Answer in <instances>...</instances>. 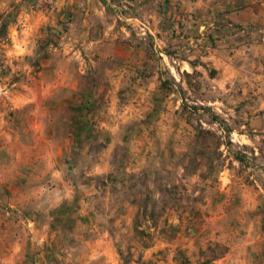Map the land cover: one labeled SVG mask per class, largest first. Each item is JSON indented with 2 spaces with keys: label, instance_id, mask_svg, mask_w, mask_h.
<instances>
[{
  "label": "rangeland",
  "instance_id": "obj_1",
  "mask_svg": "<svg viewBox=\"0 0 264 264\" xmlns=\"http://www.w3.org/2000/svg\"><path fill=\"white\" fill-rule=\"evenodd\" d=\"M136 18L0 0V264H264V19L213 20L222 68Z\"/></svg>",
  "mask_w": 264,
  "mask_h": 264
},
{
  "label": "crops",
  "instance_id": "obj_2",
  "mask_svg": "<svg viewBox=\"0 0 264 264\" xmlns=\"http://www.w3.org/2000/svg\"><path fill=\"white\" fill-rule=\"evenodd\" d=\"M54 3H65L68 9L72 12L73 18L83 19L80 31L75 38V41H81L84 35L89 32L90 28L95 24L96 18H106L111 11L120 18H126L131 22H137V18L141 16L149 22L150 33L154 35H162L165 39L172 32L167 27L165 28L164 17L171 16L182 19L185 23V28L177 31L178 35L173 49H177V55L186 56V60H180L182 65L191 66L197 61H212L218 67L224 68L223 55L219 50L210 48L209 34L215 31L214 19H233L236 22L248 23L252 19H264V0H50ZM241 3L244 7L236 10ZM234 9V12H233ZM200 12H206L209 18H203L197 25L193 20L197 19ZM220 12V13H219ZM205 17V15H203ZM134 19V21H133ZM91 21V23H90ZM87 27V29H86ZM202 27L206 31H201ZM82 36V37H81ZM95 43V42H92ZM223 44L224 41H223ZM159 49H162L160 46ZM118 61L117 64L123 67L136 69L135 67L150 65L152 59L139 60L135 57L138 53L150 51L146 46L133 47L126 44L117 48ZM161 50L160 55L163 56ZM121 56V57H120ZM166 60V59H163ZM162 63V61H161ZM162 65V64H161ZM130 71V70H129ZM150 72V71H149ZM149 74V73H148Z\"/></svg>",
  "mask_w": 264,
  "mask_h": 264
},
{
  "label": "built area",
  "instance_id": "obj_3",
  "mask_svg": "<svg viewBox=\"0 0 264 264\" xmlns=\"http://www.w3.org/2000/svg\"><path fill=\"white\" fill-rule=\"evenodd\" d=\"M140 28H141V31L143 32L144 35L147 34V32L149 31V26L146 24V23H140ZM201 31L205 32L206 31V28L205 27H202Z\"/></svg>",
  "mask_w": 264,
  "mask_h": 264
}]
</instances>
